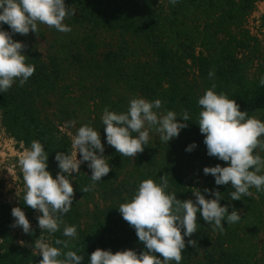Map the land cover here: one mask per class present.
<instances>
[{
	"label": "trees",
	"instance_id": "16d2710c",
	"mask_svg": "<svg viewBox=\"0 0 264 264\" xmlns=\"http://www.w3.org/2000/svg\"><path fill=\"white\" fill-rule=\"evenodd\" d=\"M263 1L176 0L172 4L170 0H65L66 7L76 10L66 24L71 31L55 33L46 52L23 50L26 63L34 65L35 71L22 86L17 81L0 94V119L6 134L24 148L34 140L45 147L48 170L54 178L60 171L56 153L70 154L76 130L91 125L101 133L103 155L111 170L93 186L88 162L81 165L80 172L74 174L71 210L60 217L63 223L51 235L38 226L41 213L24 205L25 192L15 206L0 202V264H39L42 256L33 248L40 236L62 254L76 251L83 257L81 264H90L89 254L98 248L114 253L145 251L134 227L118 210L120 204L132 199L140 182L152 179L159 183L164 176L168 191L176 192L177 199L195 201L191 185L194 172L203 173L206 166H227L228 162L207 154L197 123L201 111L198 99L214 89L237 101L250 117L264 113L261 78L248 74L258 43L245 30L247 19ZM0 30L8 31L15 41L20 35L7 24ZM209 72L214 75L209 77ZM138 96L160 99L159 111H187L190 120L168 144L149 139L144 151L132 158L106 144L101 117L106 107L126 112L129 101ZM177 119L182 121V117ZM193 142L197 147L185 151ZM255 153L264 158V150L257 148ZM85 187H89L87 192L81 190ZM205 188L220 191L221 204L228 205L229 212L241 211L239 221L255 216L257 223L252 230L248 225L238 227L243 229L240 233L232 223L222 221L224 230L219 231L198 214L197 231L185 237L181 264H264V191L252 187L249 190L260 199L242 196L241 200H230L235 190L230 182L218 186L210 174L200 191ZM98 196L109 202L108 206L97 210L91 222L82 226L78 199L93 203ZM17 206L25 211L32 227L22 238L14 234L19 227H12L11 210ZM66 225L76 226L77 238L63 235ZM261 233L262 241L256 242ZM57 239L67 240L68 247L57 245ZM189 239L195 245H189Z\"/></svg>",
	"mask_w": 264,
	"mask_h": 264
},
{
	"label": "clouds",
	"instance_id": "9594fccd",
	"mask_svg": "<svg viewBox=\"0 0 264 264\" xmlns=\"http://www.w3.org/2000/svg\"><path fill=\"white\" fill-rule=\"evenodd\" d=\"M175 4L176 0H170ZM75 9L66 7L65 0H0V27L7 24L13 33L26 35L38 31V23L54 27L57 31H71L64 23L66 16H73ZM26 45L15 41L8 31L0 30V94L10 89L17 81L22 86L35 71V66L26 63L23 49ZM214 75L209 72V77ZM264 86V77L260 79ZM201 107L198 124L204 134V144L209 156L228 162L227 166L217 164L204 167V175H212L216 185L231 182L234 191L230 200H241L242 196L251 197L249 190L254 187L258 192L264 191V158L254 150H264V121L248 116L241 110L237 101L223 93L208 89L198 99ZM162 101H150L143 97H134L129 101L126 112H116L106 107L101 120L106 144L113 147L122 156L136 157L144 151L149 143L150 129L159 134V140L167 143L179 136L182 129L188 127L190 115L187 111L178 114L174 111H159ZM182 117V121L177 117ZM196 143L188 145L185 151L191 152ZM70 154L57 152L59 172L53 177L48 170L45 147L39 141H32L29 148L21 154L18 165L22 172L25 194L24 205L38 210V226L49 235L60 229L63 221L60 217L67 214L73 205L75 175L81 165L88 162L91 170L90 179L101 181L111 166L102 143L101 133L91 125H82L72 138ZM78 153L79 158H78ZM68 177H72L70 181ZM169 184L164 176L160 181L146 179L140 182L132 199L119 205L122 218L136 231L138 240L145 245V251L134 249L113 252L111 249H96L89 254L90 264H181L182 250L186 248L185 237H191L197 231V215L210 225L213 230H224V224L236 223L241 214L236 209L229 212L228 205H222V193L205 188L203 192H193L192 199L181 201L176 192L168 191ZM87 192L89 187L81 189ZM209 193L211 198H206ZM14 218L12 227H20L28 234L32 231L29 219L22 207L11 210ZM63 235L77 238L75 225L65 226ZM23 243V242H21ZM57 245L68 247V241H55ZM189 245L195 241L189 239ZM33 250L42 256L39 264H81L83 257L76 251L68 250L62 254L61 249L52 246L40 236L34 242ZM159 254V255H157ZM63 258L61 259V256Z\"/></svg>",
	"mask_w": 264,
	"mask_h": 264
},
{
	"label": "rangeland",
	"instance_id": "374dc122",
	"mask_svg": "<svg viewBox=\"0 0 264 264\" xmlns=\"http://www.w3.org/2000/svg\"><path fill=\"white\" fill-rule=\"evenodd\" d=\"M71 17L72 16H66L64 23L67 24ZM245 30L249 33L251 38L257 40L258 43V52L255 55V62L248 74L251 78L264 77V1L257 5L253 14L247 19ZM55 33L61 32L57 31L54 27L38 23L37 33L30 31L26 35L20 34L16 38V41L24 43L26 45L24 49H38L42 52H46V50L49 48L50 42H52L54 39ZM103 37L108 38L109 36ZM255 118L264 121V113L255 116ZM62 130L67 131L66 127H63ZM149 131V139H155L154 142H159V134H157L154 129H150ZM151 132L156 133V136ZM24 149L25 148L22 144H18L14 139L10 138L6 134L0 119V202L9 204L11 206L17 205L22 193L26 191L22 172L20 170V166L18 165V160ZM79 155L80 154L78 153V158ZM130 170L132 171V169ZM129 176L130 174L126 176L127 179H129ZM205 182L206 175L201 173L200 170L195 171L191 180V185L194 189V192L197 191L198 188L200 190V188L205 185ZM252 196L256 199H260V195L258 196L255 193H253ZM108 204L109 202L104 201L99 196L94 199L93 203H88L82 199H78L77 205L82 216V226L88 222H91L93 214L97 213V210L105 209ZM240 214L242 216L241 211ZM249 219L251 222L249 220H241L236 223H232V228H243L244 226L248 225V230H252L253 226L257 223V219L255 216L249 217ZM239 230L240 233L243 232V229ZM14 234H17L19 238H22L24 232L22 228L19 227L14 230ZM262 238L263 234L261 233L256 239V242H261ZM171 264H175V262L173 261Z\"/></svg>",
	"mask_w": 264,
	"mask_h": 264
}]
</instances>
